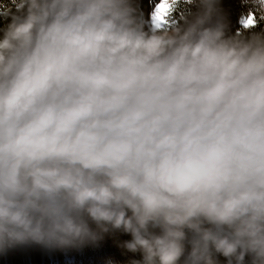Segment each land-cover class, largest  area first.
I'll use <instances>...</instances> for the list:
<instances>
[{"label":"clouds","instance_id":"obj_1","mask_svg":"<svg viewBox=\"0 0 264 264\" xmlns=\"http://www.w3.org/2000/svg\"><path fill=\"white\" fill-rule=\"evenodd\" d=\"M240 4L234 30L222 0H0V251L121 232L125 264H264V0Z\"/></svg>","mask_w":264,"mask_h":264},{"label":"trees","instance_id":"obj_2","mask_svg":"<svg viewBox=\"0 0 264 264\" xmlns=\"http://www.w3.org/2000/svg\"><path fill=\"white\" fill-rule=\"evenodd\" d=\"M222 3L229 11L235 30L240 26L238 20L243 11L240 0H222ZM142 4L146 11H150L148 0H142ZM182 14L183 10L177 13V15ZM4 22L0 19V26ZM130 238L128 234L115 232L106 234L98 244H88L82 247L52 248L38 244L19 245L6 251H0V264H105L108 258H112L119 264H125L130 258H140L139 253L126 252L117 246V241ZM219 259L223 261L224 257L219 256Z\"/></svg>","mask_w":264,"mask_h":264},{"label":"snow or ice","instance_id":"obj_3","mask_svg":"<svg viewBox=\"0 0 264 264\" xmlns=\"http://www.w3.org/2000/svg\"><path fill=\"white\" fill-rule=\"evenodd\" d=\"M177 3V0H154V6L150 8L153 19L156 21H162L168 23L167 17L173 12V5ZM264 19V17H260ZM255 13H249V15L242 20L246 26H252L256 23Z\"/></svg>","mask_w":264,"mask_h":264}]
</instances>
